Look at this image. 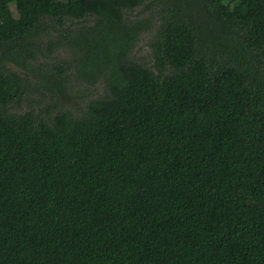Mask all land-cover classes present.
Here are the masks:
<instances>
[{"label": "trees", "instance_id": "trees-1", "mask_svg": "<svg viewBox=\"0 0 264 264\" xmlns=\"http://www.w3.org/2000/svg\"><path fill=\"white\" fill-rule=\"evenodd\" d=\"M0 264H264V0H0Z\"/></svg>", "mask_w": 264, "mask_h": 264}, {"label": "rangeland", "instance_id": "rangeland-1", "mask_svg": "<svg viewBox=\"0 0 264 264\" xmlns=\"http://www.w3.org/2000/svg\"><path fill=\"white\" fill-rule=\"evenodd\" d=\"M150 9H151V7L150 8H145L144 6L140 7L134 11L133 16H134V18H141V17L147 15L148 12L150 11ZM154 9L157 11L158 7H154ZM154 26H155V24H153V26L151 28V32L141 35V38L138 40L137 45L134 49V56L136 59L149 61L148 39H149L151 33L153 32ZM59 53H60V55L67 56V58H71V56H72L71 54H69V52L66 54H65V52H63V53L59 52ZM9 67L11 70L19 72L21 75H25V73L22 70H20L19 68H17L15 65H9ZM28 76L30 77L31 83L33 84V88L29 93L30 97H32L31 100L35 101L37 99L38 101L42 102L44 100V97L39 92L41 87L36 86V82L39 81L38 76L37 75H35V76L28 75ZM74 81L75 82L72 86V90H74V89L78 90V92L73 93L75 96V101L78 100V105L83 106L85 100L88 99L87 89H85L86 83L81 82V81H77V80H74ZM88 92L90 93L91 97L101 95L103 93V86H102V84H98V86L95 89L88 91ZM46 94H47V97L50 99V95H49L48 91L46 92ZM81 98H85V99H81ZM63 100H64V98H60L59 102H63Z\"/></svg>", "mask_w": 264, "mask_h": 264}]
</instances>
